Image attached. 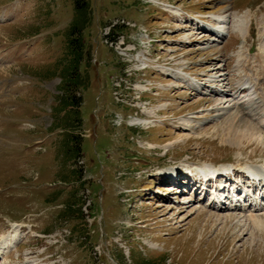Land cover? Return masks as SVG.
<instances>
[{"label":"rangeland","instance_id":"1","mask_svg":"<svg viewBox=\"0 0 264 264\" xmlns=\"http://www.w3.org/2000/svg\"><path fill=\"white\" fill-rule=\"evenodd\" d=\"M163 1L184 20L227 17L215 23L229 33L147 0H0V241L16 228L23 238L0 264H264V211L210 209L158 177L264 165V118L247 110L264 82L254 96L238 87L245 74L264 80V0ZM80 20L73 107L64 82ZM250 123L263 139L235 143Z\"/></svg>","mask_w":264,"mask_h":264},{"label":"bare ground","instance_id":"2","mask_svg":"<svg viewBox=\"0 0 264 264\" xmlns=\"http://www.w3.org/2000/svg\"><path fill=\"white\" fill-rule=\"evenodd\" d=\"M170 10V13H173L174 12V10H176L175 8H171V9H169ZM169 10H167V11H169ZM179 12V11H178ZM173 14H176V13H173ZM178 15H181V14H176V16H178ZM248 15L249 14H247V17H248ZM236 16V15H235ZM243 18V17H242ZM244 18H245V16H244ZM228 19V20H227ZM215 22H217V23H219L220 22V24L221 25H225L226 26V23H228L229 22V18H227V17H219V18H214L213 19ZM180 21V20H179ZM181 22V21H180ZM187 23H192L193 25H196V23H194V22H192V21H189V20H187L186 21ZM238 22V21H237ZM236 23V22H235ZM248 21H245V20H243L242 19V21L239 23V25H237L236 27H235V30L237 31L238 29L239 30H241L242 32H243V29H245V28H247L245 25H247L248 26ZM224 26V27H225ZM229 29L230 28H228L227 29V31H226V33H229ZM221 31V30H220ZM225 31V30H224ZM240 31V32H241ZM203 32H209V31H203ZM239 32V31H238ZM221 33H223V32H221ZM225 33V34H226ZM225 34L223 33V35H222V38L225 36ZM243 43H242V45H241V48L240 49H244V47H245V45H246V43H247V37H248V35H247V33H244L243 32ZM225 38V37H224ZM221 41V40H220ZM241 52V51H240ZM239 64V63H238ZM244 65V64H243ZM239 66H240V64H239ZM238 66V67H239ZM244 69V68H243ZM167 72H169V71H165L164 73H167ZM245 72V71H244ZM261 72H262V75H264V71H263V69L261 68ZM168 75H170L171 76V74H168ZM175 77V75H172V78H174ZM246 78V79H245ZM178 79V78H177ZM227 80H225L224 81V83L226 82ZM260 81V80H259ZM262 81V83L264 82V80H261ZM232 83V82H231ZM254 82L251 80V77H250V75H247V74H245L244 75V77L241 79V82H239V88H240V92H245V91H249V92H252L253 91V96L254 95H256V93H257V91H259L258 90V87H257V85L256 84H253ZM261 83V84H262ZM237 86V85H236ZM236 88H234V87H228L227 89H225V90H227V91H229V92H233L234 90H235ZM142 90V89H141ZM232 90V91H231ZM224 93H225V91H223ZM213 93V92H212ZM238 93V92H237ZM231 96V95H230ZM233 96V95H232ZM261 96V95H260ZM235 99V98H234ZM250 99V98H249ZM264 105V97H259V95L256 97V98H254V97H252L251 98V102L249 103V105L247 106V110H248V113H249V115H252V118H254V117H256L257 115H261V116H263V118H264V113L263 112H261V113H258V108H260L261 106H263ZM225 107H223V109H221V111L223 110V111H226V110H228V109H224ZM228 108V107H227ZM233 110V109H232ZM258 113V114H257ZM263 113V114H262ZM147 114L148 115H150L151 114V112H147ZM235 114V113H234ZM154 115H157V113L156 114H154ZM223 115V114H222ZM231 117V116H230ZM238 116L237 115H235L234 117H233V119L231 120L232 121V123H234V118H237ZM260 120H262V119H260ZM138 121L139 122H135V125H141L142 123H144V121H142L141 119H138ZM264 120H262L261 122H258L259 123V125L262 127L263 126V128H264V122H263ZM241 123V122H240ZM260 131H259V129L258 128H256V126H254L253 125V123L251 124H249L247 127H246V130L245 131H242V132H239V133H235V135H234V141H235V143H242L243 142V140L245 141V138H248L247 136L249 135V134H253L252 135V137L254 138H257V136L259 135V138L260 139H263V135L262 134H260L259 133ZM197 169H200L201 171H205L206 173H207V175H209V174H211V173H214L215 171H219V170H226V168H224V169H216V168H214V167H208L207 169H205V168H202V167H198ZM228 170H229V168H227ZM245 171L247 172V173H249L250 174V176L251 177H253V178H256V180H262V182L260 183V184H258V185H256V187L255 188H257V191L258 192H262V191H264V165H259V166H257V165H253V166H251V167H248L247 169H245ZM239 173H242V172H239ZM163 184H166V182H165V180H163ZM261 194V193H260ZM260 194L258 193V197H257V199H255V201H256V207L255 208H253V209H249V210H244L243 208L242 209H240L239 211H244V212H249V213H254V212H259V211H264V203L263 202H260V200L259 199H262V201H264V198L262 197L261 198V196H260ZM223 197V196H222ZM222 197H219V196H216V199L218 200V201H220L221 199H222ZM237 201V200H236ZM233 202H235V200L233 201ZM237 206V204L235 203H233V208L234 207H236ZM244 207V206H243ZM245 207L247 208V206H246V204H245ZM223 208H228V207H226V206H223ZM230 210H233V209H230ZM236 211H238V208H236ZM251 218L254 220V222H257V218L255 217V215H252L251 216ZM259 221V220H258ZM262 226V225H261ZM6 244H7V241H5L3 244H0V252H2L3 251V248L6 246Z\"/></svg>","mask_w":264,"mask_h":264},{"label":"trees","instance_id":"3","mask_svg":"<svg viewBox=\"0 0 264 264\" xmlns=\"http://www.w3.org/2000/svg\"><path fill=\"white\" fill-rule=\"evenodd\" d=\"M83 7H85V11L84 13V17H85V12H86V8H87V3L84 2L83 3ZM77 21V20H76ZM75 21V22H76ZM75 22H73L74 24L71 26V28L74 26V28H72V32L68 33L69 36V50H70V54L72 55V60L70 62V65L67 67L66 69V80L64 82V90H65V95L67 98V103H69L71 106H75L78 105L79 103H77L74 92L77 88H82L83 86L81 85L80 81V74H79V66L81 63V58H82V30H83V24L84 21H78L76 24ZM73 36V37H72ZM72 37V39H70ZM81 37V38H80ZM75 206H72V208L68 211L67 213H69L71 216H74L75 219H81L79 218V214H83L82 212V208L81 206L78 207V209L74 208ZM78 214V215H77Z\"/></svg>","mask_w":264,"mask_h":264}]
</instances>
